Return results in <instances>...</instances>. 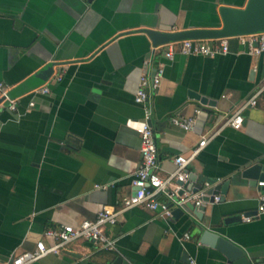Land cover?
<instances>
[{"label":"crops","instance_id":"obj_1","mask_svg":"<svg viewBox=\"0 0 264 264\" xmlns=\"http://www.w3.org/2000/svg\"><path fill=\"white\" fill-rule=\"evenodd\" d=\"M246 2L0 0V82L6 87L0 96V264L39 240L51 243L47 229L92 220L134 192L140 138L125 122L147 113L161 176L174 170V155L214 134L189 165L187 190L201 187L206 194L229 180L218 194L223 201L205 202L201 223L240 246L251 264H264L261 195L241 177L246 165L264 164V93L244 110L240 129L224 124L264 76V53L249 54L238 37H229L227 53L175 52L168 59L165 46L153 45L144 32L218 29L220 7ZM160 64L158 88L136 103L141 75ZM44 84L49 93L32 92ZM174 117H193V128L175 126ZM238 214L241 221L223 223ZM198 223L190 211L166 218L133 207L105 229L112 250L81 240L32 264H112L117 258L118 264H186V258L231 264L202 241Z\"/></svg>","mask_w":264,"mask_h":264},{"label":"built area","instance_id":"obj_2","mask_svg":"<svg viewBox=\"0 0 264 264\" xmlns=\"http://www.w3.org/2000/svg\"><path fill=\"white\" fill-rule=\"evenodd\" d=\"M237 37L246 46L249 54L260 55L264 53V31ZM228 39L229 37L214 39L213 43L207 39H186L169 42L160 47L165 46L163 53L168 59H172L175 52L185 55L215 56L228 52ZM163 71V66L160 64L153 74L144 73L141 75L139 87L134 95L136 103L144 104L147 101L148 93L158 88ZM55 79L60 80L61 78L57 75ZM5 90V85L0 82V96L4 98L6 97ZM32 92L47 94L50 89L44 84ZM263 93L264 76L257 82L248 97L238 104L227 117L224 124L234 129H240L244 121V110L255 106L258 97ZM33 104V102L30 103L31 106ZM10 108H15V100L10 101ZM171 121L184 131H189L193 128L194 118L174 117ZM125 124L134 129L140 138L141 161L132 179V184L135 187L134 192L123 198L118 206H103L92 220H84L77 226L62 224L56 228L47 229L44 236L50 238L51 243L47 245L39 240L34 249L14 256L9 264H32L46 255L59 254L69 244L81 240L93 242L100 249L112 250L114 240L106 236L105 229L114 225L123 211L133 207H142L153 211L159 210L164 217L171 218L173 209L184 205L186 202L193 203L196 207L204 206L205 202L202 197L205 195V190L200 189L193 192L187 190V184L191 177L189 165L214 134L211 133L208 137H203L187 154L174 155L172 157L174 170L167 176H161L158 174L157 147L153 137V129L149 124V113L142 120L129 118ZM205 185L208 186L207 183ZM258 185L264 186V182H259ZM219 198V196H215L214 200L218 201ZM258 211H264V196L260 197ZM249 218L246 217L247 220ZM184 238L188 239L189 235L185 233ZM186 264H193V261L189 260Z\"/></svg>","mask_w":264,"mask_h":264},{"label":"water","instance_id":"obj_3","mask_svg":"<svg viewBox=\"0 0 264 264\" xmlns=\"http://www.w3.org/2000/svg\"><path fill=\"white\" fill-rule=\"evenodd\" d=\"M219 11L222 19V26L218 29H185L173 32L144 29V32L148 35L153 45L156 46L186 39L204 40L228 38L264 31V0H247L245 6L242 8L222 6ZM201 102L204 103L205 99H201ZM149 124L151 125L150 121ZM241 177L247 179L250 186L257 187L260 195L264 196V186L258 185V181L264 182V164L256 162L246 165L241 170ZM229 184L230 181L226 180L222 184L216 185L207 191L202 197V200L204 202H213L215 196H218L220 193L222 195L225 194ZM200 188L201 187H199V189ZM223 198L222 196L219 200L223 201ZM204 209V206L196 207L193 203L186 202L184 205L173 209L172 217L176 218L186 211H190L199 221L197 228L201 232V239L203 242L220 252L231 264H251L240 246L224 235L209 230L201 223ZM241 220L242 215L238 214L226 217L223 223L228 225ZM183 261L185 263L189 262L187 258L183 259ZM119 262L120 259L117 258L112 264H118Z\"/></svg>","mask_w":264,"mask_h":264}]
</instances>
